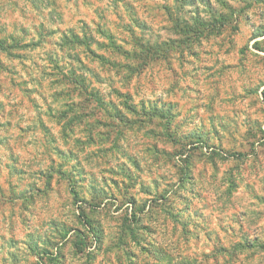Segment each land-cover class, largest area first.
Instances as JSON below:
<instances>
[{"label": "clouds", "instance_id": "1", "mask_svg": "<svg viewBox=\"0 0 264 264\" xmlns=\"http://www.w3.org/2000/svg\"><path fill=\"white\" fill-rule=\"evenodd\" d=\"M211 3L217 16L223 14L230 18L220 37L221 47L213 54L204 55L209 45L203 42V37L199 41L193 37L186 44H181L171 31L167 36L152 38L153 43L177 40L176 47L169 49L168 59L175 73L170 79L175 80L177 91L186 92L167 130L153 110L167 112L169 106L165 101L172 97L158 87L150 89L143 79L137 84L130 75L125 80L124 72L119 76L113 72L112 87L129 93L127 100L134 111L122 109L110 89H101L107 112L95 100L82 103L66 118L73 120L75 115L79 119L70 125L60 121L61 133L48 117H59L64 110L63 102L51 97L47 79L29 66L31 76L38 79L26 85L39 93L32 96L35 110L25 114L15 107L11 115L0 116V122H12L10 131L0 129V136L8 137L7 145L0 149L3 152L0 168L14 167L19 173L9 176L5 168L0 178V223L4 225L0 230V264H13V256L19 264H49L48 257L39 260L33 255L27 247L29 240H17L18 233H31L40 247L48 248L53 256L59 252L63 258L61 264H85L89 254L98 258L92 264H129L125 251L135 257L132 264H139L143 256L141 248L161 245H166L171 252L172 264L182 260L190 264H264V115L259 114L264 112V96L259 97L256 108L240 102L241 97L255 90L264 93V72L256 71L258 64H264V52L257 53L252 48L257 41L248 39L251 32L264 31V0H226L227 7L218 0ZM17 5L24 7L19 0ZM64 7L62 0H46L39 14L26 12L28 21L17 14L15 25L8 26L6 35L22 39L21 27L31 28L33 24L38 27L41 22L47 28L59 27L66 31L64 24L68 17ZM12 8L11 0H0V10L5 15ZM200 18L205 22L214 19L206 10L201 11ZM124 19L127 21V17ZM182 19L193 24L192 16ZM29 39L39 37L33 31ZM48 39L52 41L51 47L60 52L56 48L60 36ZM259 43L264 48V36ZM245 44L247 50L242 52ZM189 50L197 52L199 58L190 55ZM178 51L184 53L182 61ZM225 51H230L231 57L225 56ZM208 64L212 65L210 72L205 71ZM129 66L133 67L131 61ZM46 67L41 64V68ZM16 79L28 80V77L21 72ZM91 87H95L94 82ZM217 98L223 103H218ZM117 114L119 120L115 118ZM257 115L259 121L253 120ZM41 123L48 129L46 138L34 132ZM20 128L24 131H19ZM149 131L154 135L146 138L147 147L155 145L162 155L144 151L141 132ZM196 134L206 136L208 143L216 146V154L211 146L203 145L190 152L192 145L188 144V138ZM93 142L98 150L91 147ZM57 152L66 158L57 157ZM9 155L12 159H8ZM234 156L238 157L232 161L234 167L226 168L222 160ZM210 159L219 172H212ZM122 169L131 177L130 181L123 178ZM118 174L121 176L119 188L113 186V178ZM229 179L253 195L243 202L229 195L226 191ZM113 194L119 199H113ZM127 200L138 201V208L148 206L136 213L139 217L136 223ZM81 212L92 218L101 233L99 239L78 225L76 217ZM172 216L177 218L174 232ZM21 217L26 227L18 229ZM125 219L136 230L139 243L133 241L124 227ZM181 224L184 231L180 229ZM144 225L151 231H144L141 227ZM73 226L85 232L81 256L73 255V245L80 240L75 230L67 237L62 235L64 228ZM121 240L125 246H121ZM185 240L189 241L187 246ZM192 241L198 246L193 247Z\"/></svg>", "mask_w": 264, "mask_h": 264}, {"label": "rangeland", "instance_id": "2", "mask_svg": "<svg viewBox=\"0 0 264 264\" xmlns=\"http://www.w3.org/2000/svg\"><path fill=\"white\" fill-rule=\"evenodd\" d=\"M223 6L227 7L226 0H218ZM13 8L9 11L7 15L0 10V40L5 41L6 50L0 49V116L5 113L11 115L15 107H18L21 112L27 114L29 110H35L36 105L32 99L33 94L39 95L34 89L26 87L29 81L38 82L37 77L31 76L29 73V66L40 73L48 81V90L51 97L56 101L63 102V111L59 114V117L52 115L48 119L55 123L57 129L63 133V128L60 126V121L65 120L67 124H71L73 120H77L80 117L73 116V120H67V115L69 112H75L76 108L82 103H87L89 100H95L98 106L107 112V109L103 108L98 102L97 98L101 100L103 106V98L100 95L101 89H110L112 95H114L117 100L120 101V106L122 109H126L128 112H133L134 109L128 103L129 93H121L116 88L112 87V77L111 73L115 72L117 76L121 72L125 73V80L130 75L131 80L135 83H139L141 79L143 82L151 89L152 87H158L163 90L165 95H170L172 99L166 100L165 103L169 106L167 112L161 113L158 109H154V113L159 116V118L164 121L166 130L167 125L172 118L174 111H178L183 103L186 92L184 89H179L177 91L176 83L174 79H170L175 76L172 72L171 62L169 61V49L175 48L177 45V40H169L164 43L152 42L153 37L167 36L169 31L174 33L181 44L188 43L193 37L198 41L203 37V42L209 45V47L204 51V55L208 56L218 51L221 47L222 41L220 37L223 35L224 25L228 23L229 17L220 14L217 16L214 12V6L211 0H62L64 7V13L68 17V22L64 24L66 31H61L59 27L57 28H47L43 22L37 27L35 24L29 27H21L20 31L23 35L22 39H18L11 35H6L7 28L10 25H15L14 17L18 14L20 19L25 21L29 20L26 12L31 11L39 14L41 12L42 6L46 3V0H19V4L24 7H19L17 5V0H11ZM70 6V7H69ZM206 10L208 14H212L214 19L212 22L202 21L200 18L201 11ZM194 14V15H193ZM183 16H192L193 24L189 25L186 21L182 19ZM127 17V21H125ZM141 27H137V24ZM61 22L64 23V15H61ZM171 26V28H170ZM79 28V32L76 29ZM98 29H102L104 32L111 34L113 44L110 45L108 39L99 33ZM71 30L75 34L82 35L84 31L95 37L96 42L90 45V48L97 54L103 56V59L98 58L93 54L86 53L87 48L81 45H66V41L61 46L63 42V35L68 34ZM35 31L39 39L33 40L29 39L31 33ZM60 36V40L56 42V48L60 49L57 52L55 48L51 47L52 41L48 38L51 36ZM264 36V31L256 30L251 32L248 36L249 40H256L257 43L252 45V48L256 50L257 53L264 52V48L261 47L259 40ZM12 42L9 43L8 41ZM114 46H118L115 48ZM67 49V52H65ZM247 50V44H245L241 51ZM79 52L83 58L84 64H77L78 66V76H82L85 80L88 92L93 90L97 96L94 98L91 94H78V89L75 94H65V92L59 93L61 90L70 88L65 80H60V75L55 71L51 65V57L59 58V60L66 67V72L71 68L72 58L70 55ZM63 53V54H61ZM189 54L199 58L197 52L189 50ZM52 55L51 57H49ZM177 55L180 60H183V51H178ZM225 56L231 57L232 53L230 51L224 52ZM39 57V59H36ZM105 58V59H104ZM133 63L136 71L133 73V67L129 66V62ZM14 62V64L10 63ZM71 62V63H70ZM231 64L232 61L230 60ZM41 64L46 65V68H41ZM212 65L208 64L205 66V71L211 70ZM257 72H264V64H258L256 66ZM23 72L24 76L28 77V80L18 81L16 78L20 76ZM190 79L195 80L194 76H190ZM95 84V87L91 85ZM215 91V89H213ZM120 92V93H118ZM127 95V96H126ZM249 96H254L256 99H249ZM264 96V93H260L258 90L250 92L248 96L241 97L240 102L246 103L250 108H256V105L260 102L259 97ZM75 97L76 99H72ZM80 97H84L81 101ZM47 104V100L41 96ZM73 104L70 109L64 108L65 103ZM125 102L128 106L125 107ZM218 103L220 102L217 98ZM203 111V110H202ZM260 115H264V112H260ZM116 119H120L117 114ZM253 120L259 121V116H253ZM121 123L123 121L121 120ZM81 127L84 125L81 123ZM0 129H5L10 131L12 129V122L8 120L6 122H0ZM19 131L23 132L24 128H20ZM35 134H38L41 138H46L48 136V129L43 123L40 124L38 128L34 130ZM154 135L153 131L147 133L141 132V138L145 140L144 151L155 152L156 155H162L156 146L153 145L152 148L147 147L146 138ZM171 139V137H169ZM8 143V137L0 136V149H3ZM188 144L192 147L188 150L190 152L196 150L200 145L205 148L212 147L214 154H216V146L210 145L208 139L204 135L196 134L188 138ZM93 149H96V145L93 142L91 145ZM187 147V144L185 145ZM98 150V149H96ZM57 157L65 159L63 153L57 152ZM243 155V154H241ZM8 159H12L9 155ZM238 159V157H231L229 159L222 160V163L226 168L234 167L232 161ZM3 163V152L0 151V164ZM14 163V161H13ZM135 163V162H133ZM189 163L191 161L189 160ZM139 167V165H136ZM8 171V175L19 174L16 172L14 167L5 166ZM5 168H0V178L3 176ZM210 168L213 173H217L220 169L217 167L216 163L210 159ZM123 178L125 180H131V177L121 170ZM61 173H57L60 176ZM67 179V177H65ZM121 176L118 174L113 178V186L119 188ZM228 188L226 191L229 195H235V197L240 201H246L247 197L253 195V193L248 190H241L239 185L233 183L231 179L228 180ZM95 191V189H94ZM146 195L149 199L155 202V198L152 197L150 192ZM214 195V193H213ZM14 198L15 193H13ZM74 200L78 198L75 197L73 193ZM107 198V197H105ZM113 199H119L113 194ZM164 199V197H161ZM132 206L134 213L133 222L136 223L139 217L136 215L138 212L144 211L147 208V204L143 207H137L138 201L127 200ZM11 204V201H10ZM10 206V205H9ZM119 211V208L116 209ZM11 214V213H9ZM83 214V215H82ZM197 216L203 218L202 213L197 212ZM0 219H2V214H0ZM78 225L86 229L89 234H92L95 238L99 239L101 233L98 231L97 226L93 223L92 218L87 217L83 212L76 217ZM173 232L175 230V225L177 218L172 216ZM79 226H73V228H64L62 235L67 237L70 232L75 230V234L80 237L78 243L73 245L75 249V256H81L83 254V245L85 243L84 236L85 232ZM4 225L0 223V230H2ZM26 227V221L23 217L20 218L18 229H23ZM55 228L56 225L53 224ZM124 227L127 228L128 232L132 235L133 241L139 243L138 237L136 235V230L132 229L127 224V219H125ZM144 231H151L150 227L147 225L141 226ZM181 231H184V225H180ZM167 230V228H165ZM9 231H11V224H9ZM58 234H61L58 231ZM17 240H29L27 247L33 252L34 256H37L39 260L44 257H48L49 264H61L62 257L59 252L55 256L51 253L48 248H41L36 237L31 233L19 234L16 237ZM185 246L189 244V241H184ZM193 247H196L195 241L191 242ZM11 246H15V243H11ZM54 246V245H53ZM121 246L124 245V241L121 240ZM252 247V245H249ZM103 252V249H99ZM143 254L139 264H172V254L167 249L166 245L153 246V247H143L140 249ZM125 258L128 259L129 264H132L135 257L125 251ZM71 258V257H69ZM98 259L97 257L89 254L86 258L85 264H92L93 260ZM13 264H19L18 258L13 256ZM179 264H190L189 261H180Z\"/></svg>", "mask_w": 264, "mask_h": 264}, {"label": "trees", "instance_id": "3", "mask_svg": "<svg viewBox=\"0 0 264 264\" xmlns=\"http://www.w3.org/2000/svg\"><path fill=\"white\" fill-rule=\"evenodd\" d=\"M135 24H137L136 20H135ZM138 26H139V24H137V27ZM139 27H141V26H139ZM98 31H99V33L101 32L102 34L106 33L102 29H98ZM104 36L108 39L109 44L112 45L113 44V40H112L111 34L106 33V34H104ZM62 39H63V42L61 43V46L72 45V44L78 45L79 44V45L85 46L87 48V50L85 51L86 53L93 54V55L97 56L98 58L103 59V56L97 55L90 48V45L95 43L96 39H95V37H93V35L88 34L86 31H84L82 33V35H78V34H75L73 31L69 30L68 34H64ZM64 42L66 43V45H63ZM4 45H5V41L4 40H0V49L6 50V47ZM114 47L118 48V46H114ZM51 56L52 55H50L49 57H51ZM70 58H72V63L70 62L71 63V66H70L71 68H69L68 72H66V67L59 60V58L51 57V59H50L52 67L60 75L59 82H60V80L66 79L65 82L68 85L71 86L68 89L61 90L59 93L64 94L63 92H65V94H75L76 90L78 89V91H79L78 94H81V95H83V94H91V95H93L94 98H97V96L95 95L96 93L93 90L88 92L84 78H82V76H78V74H77L79 70H78L77 64H75V63H78L79 65L80 64H84V61H83V58H82L81 54L76 51V53H73V54L70 55ZM0 63H1V61H0ZM118 93H120V92H118ZM97 102L103 108H105L103 106L101 100H99V98H97ZM125 103H126L125 107L126 108L129 107L127 102H125ZM73 104L67 102V103H65L64 108H67V109L73 108L72 107ZM74 195L76 197L75 193H74Z\"/></svg>", "mask_w": 264, "mask_h": 264}]
</instances>
